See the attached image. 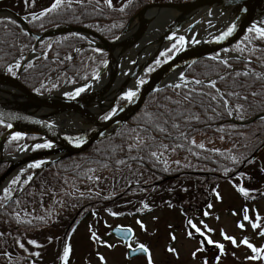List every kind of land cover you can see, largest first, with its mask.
<instances>
[{"label":"trees","instance_id":"16d2710c","mask_svg":"<svg viewBox=\"0 0 264 264\" xmlns=\"http://www.w3.org/2000/svg\"><path fill=\"white\" fill-rule=\"evenodd\" d=\"M149 1L151 0H125L121 3L112 0L109 6L105 0H79L42 16V12L36 14L37 19H33L34 16L27 19L34 30H43L57 24L85 25L109 39H114L123 31L132 16ZM35 42L36 38L29 35L16 19L10 16L0 17V70L16 56L32 48ZM90 43L88 37L77 32L45 38L40 42L38 50L47 49V55H42L39 62L29 61L23 70L22 80L30 88L43 93L62 86L69 75L73 81L89 80L109 59L107 49ZM179 44L177 42L176 46ZM81 45L85 47L78 49ZM237 46L243 49L239 52L247 56V59L232 56L225 65L222 59H213L214 56L198 58L187 67L185 75L201 79V84L188 80L177 83L181 85L179 88L175 87L177 84H168L156 89L119 130L84 151L58 160L53 166L59 172L71 174L80 180L90 178L96 170L129 165L145 167L158 174L160 181L171 176L195 177L194 182L191 179L189 183L177 187L170 198L185 213L187 225L189 220H196L195 217L214 197L219 189L218 182L226 176L229 168L234 170L227 175L229 180H237L247 172L251 176H246L248 189L249 186L262 185L260 194L264 196V171L260 173L258 169L255 174L248 172L253 167V161L264 152V116L244 120L264 113V39L250 32L245 42ZM237 46L234 47L235 50ZM174 51L172 47L165 54L169 56ZM29 64L32 66L29 67ZM243 66H248L251 70H246ZM150 71L142 77L147 76ZM56 72L60 75L54 81L52 76ZM237 72L241 75L237 76ZM244 72L249 75H243ZM207 79L216 81V88L222 96L217 94L216 89L209 87L210 81H204ZM229 93L237 95H228ZM187 96L191 99H186ZM212 96L217 99H211ZM126 99V96H120L118 105ZM0 121L1 137L9 124L1 119ZM173 123L178 124L179 128H173ZM157 125L164 127L166 131L160 132ZM207 131L233 138L236 141L233 147L235 151L242 153V157H235L231 150L206 145L200 148V144L192 143L196 134ZM181 133L184 135L181 136ZM13 136L6 140L5 152L17 150L24 139L34 137L20 134L21 139L13 140ZM161 145H168V148L164 149ZM170 148L188 154L196 164L207 167L197 168L188 163L168 167L160 154ZM153 151L158 153L159 159L151 156ZM7 165V161L0 164V174ZM257 173L260 174L255 176ZM235 184L239 187L238 182ZM134 187L136 184L130 185L114 198L126 195ZM8 199L9 197L1 199V203ZM20 202L19 197L8 200L0 209V214L17 224L25 225L27 221L21 218ZM134 206L133 210L137 208ZM4 255L7 253L0 250V256Z\"/></svg>","mask_w":264,"mask_h":264},{"label":"rangeland","instance_id":"374dc122","mask_svg":"<svg viewBox=\"0 0 264 264\" xmlns=\"http://www.w3.org/2000/svg\"><path fill=\"white\" fill-rule=\"evenodd\" d=\"M74 1L79 0H63L60 6ZM113 1L123 3L125 0ZM53 3L55 0H27V2L26 0H0V8L8 7L24 17H33L49 9ZM237 10V5H229L225 9L217 6L210 17V28L205 27L203 30L205 32L202 34L217 35L226 32L230 25L229 21L232 20L231 17L237 15ZM203 12L206 13L202 11L201 16ZM219 12L220 15L228 14L225 20L215 19ZM172 14L176 15L177 10ZM174 40L165 49L173 47L179 39ZM44 54H46L44 50L38 51L30 58V61L39 62ZM24 56L25 54L19 55L10 63V66L17 69L14 65L17 62L20 64L21 60L18 59ZM59 75L57 72L53 74L54 81ZM139 81L138 79V84ZM85 82L88 81H73L69 75L64 84L56 90L71 87L63 95L72 96L78 89L86 88ZM130 91H126L125 95ZM57 119L67 120L65 116H58ZM193 139L198 144L231 150L235 157H242V153L235 151L233 146L236 141L231 137L207 131L196 134ZM21 148L28 147L23 145ZM160 157L166 161L168 167H177L179 163L193 164L197 168L207 167V165L196 164V161L188 154L175 148L162 152ZM36 163L39 161L30 162L22 167L13 178L17 183L11 182L2 194L1 199L11 197L14 193L20 194L17 197L22 204L21 218L26 220L27 224H17L0 214V250L7 253L0 256V264H50L51 262L64 264L61 235L67 230V226L71 224L74 217L73 225L79 220L76 224L78 229L70 230L73 235H70L69 245L72 247L67 260L68 264H98V262L101 264H149V255L151 264H205V262L207 264H264V258L250 259L256 253L240 243L246 237L248 241L256 243L254 245L256 248H264V236L260 234L264 231V196L260 194L262 185L249 186L250 189H248L247 172L239 176L237 180L236 178L229 180L227 175L234 171L229 168L226 176L218 182L219 189L216 193L220 194L219 198L215 194L206 205L208 215H205L202 210L193 221L202 231H206L204 225L213 230L207 235L213 241L224 245L221 251L215 245L207 243L201 245L204 237L188 227L187 218L181 207L170 201L171 193L177 187L189 183L191 176L182 178L171 176L167 180L160 181L158 174L145 167L129 165L96 170L90 178L80 180L71 174L59 172L53 165H49L39 170L33 177L35 168H30V165ZM252 164L253 167H250L248 172L255 174L258 169L260 173L264 171V152ZM248 177L251 176L248 175ZM194 180L195 177L192 182ZM236 182L239 183V187L236 186ZM132 184H136V187L129 193L114 198ZM240 187L249 191V197H245L239 191ZM209 204L212 205L211 208H208ZM134 205L137 206L135 210H133ZM245 209H247V215L251 217L250 221H243ZM240 222L245 224L243 229L238 227ZM252 223H259L261 227L253 228ZM125 224L135 230L131 242L141 243L150 249L147 256L141 253L133 258L128 257V245L112 233L114 226ZM94 230L100 233L101 243L98 252L103 254V260H105L98 259L96 263L94 260L97 257L99 238L93 239L92 234L96 233ZM189 231L193 232L191 237L188 235ZM222 233L235 237L239 246L225 240ZM172 236L176 238L173 240ZM29 241L37 243L31 244ZM107 241L112 243V247H108ZM20 244L24 247L21 248ZM169 247L175 249V252H169ZM201 247L204 250L198 251ZM261 256L264 257V253H261Z\"/></svg>","mask_w":264,"mask_h":264},{"label":"water","instance_id":"95a60500","mask_svg":"<svg viewBox=\"0 0 264 264\" xmlns=\"http://www.w3.org/2000/svg\"><path fill=\"white\" fill-rule=\"evenodd\" d=\"M229 5L238 6L237 15L234 17L233 23L228 26V28L234 26V31L230 36L221 40L219 38L224 32L217 35H201L200 32H197L202 18L201 16L197 17L198 12L208 8L210 12L208 15L211 17L217 6L225 9ZM151 6L156 7L155 11L146 14L144 11ZM172 10H177L175 16L169 15ZM0 12H7L5 16L9 15L15 18L29 35L37 39L34 47L26 52L15 75L5 69L0 71V91L9 94L16 89L14 98L6 100L0 98V119L11 124V127H8L0 137V141L3 139V153L0 154V164L5 161L9 162L7 168L0 174L1 184L14 170L29 162L42 160L39 169L42 170L62 158L84 151L97 141L112 135L130 120L151 92L165 85L177 83L169 81V78L176 72L182 71V77H184L187 67L198 58L210 56L221 49L239 45L244 41L250 33L249 29L264 14V0H153L138 10L129 20L125 29L114 39H108L97 30L85 25L59 24L42 31H35L30 27L28 19L17 11L2 7ZM136 17L140 24L132 32L126 33L132 20ZM159 23H168L161 34V40L165 39L171 42L182 36L184 42L182 44L180 42L177 47L179 50H175L152 70L141 81L143 83L139 82L132 89L133 92L137 93L132 100L126 99L121 104H117L118 98L124 95L133 78L135 76L139 78L143 75L147 68L159 57L164 50L162 44L144 61L136 62L126 77L119 82L111 103L102 111L93 109L91 103L117 81V74L113 76L109 84L90 90L84 88V91L80 92L79 95H59V97H56L58 95H53V93L46 94L31 89L22 80L23 65L29 60L28 55L31 52H36L39 43L47 37L79 32L93 40H99L95 44L109 51V59L97 72L99 74L106 71L110 60L114 58L113 51L115 47L125 50L137 45L146 36L156 33ZM179 29L183 30L184 34L179 33ZM208 81L206 80V82ZM111 110L112 112L106 118L105 114ZM58 116H65L67 120H58ZM261 116H264V113L245 119V121ZM15 132L22 133L25 136L38 135L46 137L52 142V147L31 150L22 159L15 160L16 158L8 155L17 154L20 150L14 153H4L5 140ZM122 228L131 230L127 237L120 231ZM113 231L118 236L125 238L126 241L133 233L132 228L123 226L114 227ZM141 253L143 252L139 250L133 252L131 249L129 256Z\"/></svg>","mask_w":264,"mask_h":264},{"label":"bare ground","instance_id":"6f19581e","mask_svg":"<svg viewBox=\"0 0 264 264\" xmlns=\"http://www.w3.org/2000/svg\"><path fill=\"white\" fill-rule=\"evenodd\" d=\"M156 7L151 6L148 9H146L144 12L146 14H150L153 11H155ZM208 8L201 10L200 12L197 13V17H199L198 15L201 16V12L202 11H206V13L201 16V20H200V26L198 29V33L200 32L201 35H203L202 33L205 32L203 31L205 27H209L210 28V15H208L210 12L209 10L207 11ZM218 11V10H217ZM173 10L169 13V15H173L175 16V14H172ZM7 14V12H0V16L1 15H5ZM221 13L219 12L215 19L219 20H225L226 17L228 16V14H223L220 15ZM229 22H233V18L231 21ZM213 23V22H212ZM140 24V22L138 21V18H134L131 22V24L129 25V27L126 30V33L132 32L138 25ZM218 24V23H217ZM260 27H264V18H262L261 20L258 21L257 23ZM168 23L165 24H158L157 27V32L151 34L150 36H146L140 43H138L137 45L131 47V48H127L125 50H123L122 48L119 47H115L114 51H113V56L114 58H112L107 66V69L105 72L99 73L97 74L93 79H91L89 82L84 83V85L87 87L85 88V90H90V89H94L97 87H101L103 85L109 84L112 79L113 76L115 74L118 75L117 81L112 85L109 86L107 88V90L105 92H103L101 95H99L97 98H95L92 103H91V107L93 109H95L96 111H102L104 110L112 101L113 96L115 94V91L118 87L119 82L126 77V75L131 71V69L133 68V66L136 64V62H142L144 61L149 55H151V53L153 51H155L157 49V47L160 46V44H162V48L165 49L168 45H169V41L170 40H161V34L163 33L164 29L167 27ZM191 30H193V28H191ZM179 33L184 34L183 30H178ZM175 41V40H174ZM173 42V41H172ZM169 48V47H168ZM36 53L31 52L28 56L29 58L32 56H34ZM23 58H19L18 60H23ZM182 78V71H178L176 72L171 78H169V81L172 82H177ZM137 79L138 77L135 76L133 78V80L131 81V83L128 85V87L126 88V91H130L133 88H135L137 86ZM83 85V84H81ZM83 85V86H84ZM71 87H64L63 89L59 90L56 93H53V95H62L65 91H67L68 89H70ZM16 95V89L12 90L11 93H6V92H2L0 91V98L1 99H12L14 98ZM29 151L27 150H23L20 151L17 154H10L8 155L9 157L12 158H16L17 159H22ZM3 153V139L0 141V154ZM18 169V168H17ZM14 170L5 180L3 183L0 184V195L5 191L6 188H8L14 178V176H16L17 172L19 170Z\"/></svg>","mask_w":264,"mask_h":264},{"label":"snow or ice","instance_id":"6c2138e0","mask_svg":"<svg viewBox=\"0 0 264 264\" xmlns=\"http://www.w3.org/2000/svg\"><path fill=\"white\" fill-rule=\"evenodd\" d=\"M26 2H27V0H26ZM62 3H63V0H55V3H53L52 6H51L49 9L46 10V12H42L40 15L42 16V15H45L47 12L55 11L57 8L60 7V5H61ZM107 3L109 4V6H111V0H107ZM121 10H122V9H121ZM37 18H38V17H35V16L33 17V19H37ZM233 31H234V26H233V27H229L228 30H227L226 32H224L223 35H222L219 39L223 40V39L227 38L228 36H230V35L233 33ZM249 32H254V33L258 34V37H259V38L264 39V27H259V26H255V25H254L252 28L249 29ZM178 39H179V41L181 42V44L184 42V37L181 36V37H179ZM246 39H247V37H246ZM173 49H175V50H177V51L179 50V49H177L176 44H173ZM237 50H238V51H243V49L239 48V46H237ZM165 55H166V54H165ZM213 59H216V57H213ZM157 63L159 64L160 62L157 61ZM222 63H224L225 65H227V64H228V61H227V60H223ZM31 66H32V65L29 64V67H31ZM14 67L19 68V67H20L19 62H17V63L14 65ZM8 72H10V73H12L13 75H15V73L13 72V67H12V66H10V67L8 68ZM242 74L245 75V76L249 75V73H247V72H244V73H242ZM236 75L239 76V75H241V73L237 72ZM221 79H223V77H222ZM141 83H143V82H141ZM195 83L199 85V84L202 83V81H200V80H196ZM175 87L179 88V87H181V85L177 84V85H175ZM209 87L212 88V89H216L218 95H221V96L223 95L222 93L219 92V89L216 88V81H210V82H209ZM82 91H84L83 88L78 89L77 92L75 93V95H79V93L82 92ZM136 95H137L136 92L130 91V92L127 93V99L132 100L133 97H135ZM228 95H237V94L229 93ZM253 95H256V93H253ZM186 99L190 100L191 97H190V96H187ZM211 99L216 100L217 97H216V96H212ZM245 99H246V97H245ZM174 103H179V101H174ZM224 103H225V105H227L228 102L225 100ZM237 107L239 108L240 106H237ZM106 118H107V117H106ZM196 118L198 119V117H196ZM0 122H2V121H0ZM165 123H167V121H165ZM8 127H11V124H9ZM172 127L178 129V128H179V125L173 123V124H172ZM157 128H158V130H159L160 132H165V131H166V129H165L164 127H160L159 125H157ZM183 135H184V133H181V136H183ZM12 139H13V140H18V139H21V136H20L19 133H17L16 135H14V136L12 137ZM192 143H195V141H192ZM36 147H37V148H41V147H43V148H50V147H52V145L49 144V143H46V144H43V145H36ZM160 147H162V148H164V149H167V148H168V145H161ZM181 147H182V145H181ZM198 147L203 148L204 145H203V144H200V145H198ZM151 156H152V157H155V158H157V159H159V155H158V153L155 152V151H153V152L151 153ZM120 163H124V161H120ZM165 163H166V161H165ZM177 163H178V162H177ZM40 166H41V165H40L39 163H36V164H32V165H30V167H34V168H38V167H40ZM29 179H31V177H29ZM97 179H98V178H97ZM12 183L15 184V183H17V181H16V180H13ZM239 191H240L245 197H249V195H250L249 191H247V190H246L245 188H243V187H240V188H239ZM216 195H217V197L219 198V195H220V194H219V193H216ZM145 207H147V205H145ZM211 207H212V205L209 204V205H208V208H211ZM234 214H235V213H234ZM112 215H117V214H116V213H112ZM205 215H208V212H207V211L205 212ZM250 220H251V217H249V215H247V209H245V215H244V217H243V221H250ZM201 223H203V222H201ZM188 226H189L191 229H193V230L195 231V233H199L201 236L204 237V239L201 240V245H203V244H205V243H207V244H211V245H215L217 248H219L221 251H223V249H224V245H223V244H220V243H217V242H215V241H213V240L211 239V237L207 235L208 232L213 231L212 229L208 228L207 225H204V228L206 229V231H202L201 228L198 227L196 224H194L191 220L188 221ZM238 227H240L241 229H243V228L245 227L244 222H240V223L238 224ZM252 227H253V228H259V227H261V225H260L259 223H252ZM120 231L123 232V233L125 234V236L127 237V234H128L131 230H130V229H123V228H122ZM260 234H261L262 236H264V231H262ZM92 235H93V239H98V237H96L95 233H93ZM188 235L191 237V236L193 235V232H192V231H189V232H188ZM222 235H223V237H224L225 240H229L233 245L239 246V245H237V241H236L235 237L228 236L226 233H222ZM175 238H176L175 236H172V239H173V240H174ZM29 243H31V244H36L37 242H36V241H29ZM240 243L243 244V245H246V246H247L248 248H250L254 253H256V255L250 257V259H252V260H258V259H262V258H264V257L261 256V253H264V248H256L254 245H252V244L248 241L247 238H244L243 240H241ZM20 247L23 248L24 245H23V244H20ZM108 247H112V245H108ZM128 247H129L130 249H132L133 252H136L137 250H139L140 252L148 253V249H147V248L145 247V245H143V244H140V245L138 246V249H135V248H132L131 242L129 241V243H128ZM203 250H204L203 247H201L200 249H198V251H203ZM168 251H169V252H175V249L169 247V248H168ZM70 252H71V246H70V245H66L65 248H64V251H63V257H62V259H63V261H64V264H67V260H68V256H69ZM36 255H39V253H36ZM193 255H195V253H194ZM103 259H104V258L101 257V260H103ZM149 264H151V256H150V255H149ZM205 264H207V262H205Z\"/></svg>","mask_w":264,"mask_h":264},{"label":"flooded vegetation","instance_id":"af4514ba","mask_svg":"<svg viewBox=\"0 0 264 264\" xmlns=\"http://www.w3.org/2000/svg\"><path fill=\"white\" fill-rule=\"evenodd\" d=\"M75 217L71 220V224H69V226H67V230L61 235V238H62V243H63V251H64V248H65V246L66 245H69V241H70V235H73V234H71L70 233V230H73V229H75V230H77L78 229V225H76L77 224V222L79 221H77L74 225H73V223L75 222ZM76 225V226H75ZM118 226H128V225H118ZM115 227V226H114ZM96 233H95V235H97L98 236V238H99V242H98V244H97V257L95 258V263L98 261V259L99 260H101V257H103V254L102 253H100V252H98V247H99V245H100V243H101V237L99 236V234L100 233H98L96 230H94ZM112 233L116 236V237H118L119 238V236L115 233V232H113V228H112ZM135 234V233H134ZM134 236V235H133ZM132 236V237H133ZM244 238H246V237H244ZM243 238V239H244ZM120 240H124L123 238H119ZM124 242H125V240H124ZM130 242H131V240H130ZM252 242H254V241H252ZM126 243V242H125ZM106 244H108V245H112V243L110 242V241H107L106 242ZM141 244V243H140ZM140 244H134V243H132L131 242V245H132V247H137V246H139ZM128 245V244H127ZM72 247V246H71ZM129 248V247H128ZM149 252H150V249H149ZM149 254V253H148ZM148 254H145L146 256L148 255ZM134 256H132V257H130V258H133ZM103 261H105V260H103ZM50 264H53L52 262L50 263ZM56 264H61L60 262H58V263H56ZM68 264V263H67ZM90 264V263H89ZM98 264H101V262H98Z\"/></svg>","mask_w":264,"mask_h":264},{"label":"built area","instance_id":"2783aa9c","mask_svg":"<svg viewBox=\"0 0 264 264\" xmlns=\"http://www.w3.org/2000/svg\"><path fill=\"white\" fill-rule=\"evenodd\" d=\"M229 54H230V52H228V53H222V56L225 57V56H227ZM231 54H233V53H231Z\"/></svg>","mask_w":264,"mask_h":264}]
</instances>
